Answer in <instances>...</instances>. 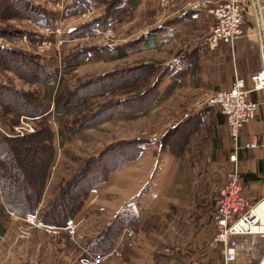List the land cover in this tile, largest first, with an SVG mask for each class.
I'll return each instance as SVG.
<instances>
[{
	"label": "rangeland",
	"instance_id": "rangeland-1",
	"mask_svg": "<svg viewBox=\"0 0 264 264\" xmlns=\"http://www.w3.org/2000/svg\"><path fill=\"white\" fill-rule=\"evenodd\" d=\"M38 1L43 2L31 0L40 6ZM15 14L0 20V29L3 30L0 47L36 57L54 76L49 90L52 94L62 84L72 87L80 80L93 77L95 80L90 89L110 86L99 90V94H94L84 103L73 106L63 117L71 118L100 108L102 112L96 117L98 119L114 112L113 102H118V113L109 119L82 129L72 138H62L59 143L56 140V158H62L61 174L70 175L83 158L97 154L113 142H121V149L113 160L117 157L124 159V156H131V159H126L117 169L109 172L105 181L88 193L82 208L70 218L78 221L70 234L64 229V224L53 227L35 221L34 216L24 219L11 216L0 240V264H83L76 259L77 249L79 252L85 250L75 239L94 237L112 222L117 211L120 216L121 212L128 213L125 224L111 225L108 231L107 236L112 237L114 230L119 228L117 239L109 248L101 246L94 251L112 249L127 226L132 227L137 236L129 243L124 241L118 245L117 253L96 264H220L221 247L214 239L211 215L216 195L230 170L229 143L226 140L228 144L223 143L227 128L226 131L224 128L216 129L211 118L216 116L217 108L208 107L207 96L189 97L187 93H181L167 101L163 97L165 91L156 86L161 78L156 76V66L151 63L153 60H150L149 51L143 56L133 49V43L147 33L151 25L145 22L120 36L115 34L107 43L91 38L90 32H87L53 46L41 45L46 41L42 37V28L25 17V11L19 8ZM96 16L97 12L89 17L80 14L65 26ZM62 30L64 32L65 28ZM145 40L139 44L144 45ZM87 50L89 53L85 59L65 69L64 58L68 54L79 51L80 56ZM123 50L130 51L123 58L114 57L115 53ZM141 65L151 66L148 75H141L146 69ZM135 73L140 75L134 78ZM0 82L18 90L36 86L26 85L4 69H0ZM82 91L80 89L79 93ZM155 101L158 104L148 109ZM49 108L52 109L51 102ZM193 113L199 114L195 130L178 150L174 141L192 127L178 125L175 136H172V127ZM21 117L25 116H19L11 129L0 123V133L15 136L14 128L23 126V123H28L32 128L30 132H33V119L36 117H25L22 121ZM247 236L250 239L254 237L253 234ZM238 238L241 248L231 264L248 263L247 260L250 264L258 263L264 253V240L259 243V239L254 238L248 244L241 242V245ZM88 252L91 251L85 254Z\"/></svg>",
	"mask_w": 264,
	"mask_h": 264
},
{
	"label": "trees",
	"instance_id": "trees-1",
	"mask_svg": "<svg viewBox=\"0 0 264 264\" xmlns=\"http://www.w3.org/2000/svg\"><path fill=\"white\" fill-rule=\"evenodd\" d=\"M81 1L72 0L67 5L65 14L68 16L79 14ZM104 5L101 14L95 18L67 27L61 35L62 38L81 37L90 32L93 27L105 28L124 12V4L121 0L104 1ZM18 7L25 11V17L31 19L40 28L54 26L52 12L34 4L31 0L24 2L0 0V20L15 16V12L19 10ZM2 31L0 29V33ZM80 53L76 51L68 54L64 58V66L68 67L74 62L82 61L89 51H83L79 56ZM141 67L146 68L143 70L144 74L141 73V75H148L151 66L141 65ZM0 69L10 71L26 85H36L33 89L18 90L0 82V123L4 127L11 129V126L17 123V119L21 115L36 117L33 119L35 120L33 132H25L21 136H5L0 133L1 240L11 216L19 219L34 216L35 221L45 225L62 226L65 220L79 212L88 193L102 184L109 172L117 169L126 159H131V156H124V159L117 157V160H113L117 155L116 152L121 149L119 148L120 141L113 142L104 146L97 154L83 158L70 175L63 176L60 171L62 158H56V140L59 143L62 138H72L82 129L109 119L118 113V102H113L114 112L98 119L96 117L102 112L100 108L97 111H86L71 118L63 117V115L73 106L84 103L94 94H99V90L106 89L109 85L99 86L101 89L92 87L91 90L89 86L94 83L95 77H93L80 80L72 87L62 84L52 94L49 90L53 84L54 76L36 57L4 47H0ZM145 71L147 72L145 73ZM135 74L134 78L140 75ZM87 88L90 90L85 91ZM80 89H83L82 93H79ZM50 102L52 103L51 110ZM85 106L87 105L85 104ZM219 114L221 113L217 112L216 117L220 122ZM198 118L199 114L193 113L172 127V136H175L178 125L192 127L191 130L183 132L174 141L178 145L176 147L178 150L186 144L190 134L194 132ZM52 122H54V126L56 125L55 127L52 126ZM175 156L178 157L179 154ZM217 198L218 194L215 203ZM127 216L128 213L122 214L121 212L120 216L117 211L112 222L94 237H82L75 240L85 252L91 251L88 252L90 254H95L94 250L101 246L107 249L118 235L119 228H116L112 237L107 236L111 225L125 224ZM77 252L76 259L79 262L81 258L87 257V253L79 252V249Z\"/></svg>",
	"mask_w": 264,
	"mask_h": 264
},
{
	"label": "crops",
	"instance_id": "crops-1",
	"mask_svg": "<svg viewBox=\"0 0 264 264\" xmlns=\"http://www.w3.org/2000/svg\"><path fill=\"white\" fill-rule=\"evenodd\" d=\"M71 1L43 0L44 4L40 1L37 3L52 12L54 25L60 22L62 28L66 30L68 26L65 24L81 14V12L73 16L65 14L66 7ZM104 1H89L98 15L104 9L102 7ZM193 1L195 0H170L164 7H159L157 0H121L124 4V12L109 25L114 28L117 36L131 31V28H139L145 22L151 25L147 33L143 36L139 35L141 37L133 43V49L138 54L141 52L142 55L149 51L150 60H153L151 63L156 66V76L161 78L156 86L165 91L163 97H166V101L181 93H187L189 97H208L217 90L228 87L235 76L241 77L247 88L251 87V76L262 67L260 49L261 40L264 41V0H256L259 9V15L256 13V16L258 22L259 19L261 21V35L257 32L255 17L246 13L241 36L232 45L221 43L213 50L206 48L204 38L213 22L206 9L213 5L215 0H198L200 4L196 8L189 5ZM244 2L249 8L250 1L244 0ZM53 27L42 28L46 41L51 42L56 37L51 33ZM145 37H148V40H145ZM64 40L69 42L68 39ZM143 40L145 44L140 45ZM129 51H120L115 53L114 57L123 58ZM249 96L258 103V107L255 117L247 121L240 132L236 153L239 174L245 185L244 194L250 202L255 203L264 198V90L252 91ZM158 101L152 103L148 109L156 106ZM208 107L216 109L215 106ZM216 112L220 113L217 109ZM219 119L220 122L216 116L211 118L216 129L224 128L226 131L225 119L221 114ZM228 139L229 136L225 132L223 143L224 145L229 143V152H231L230 139ZM225 140L228 143H225ZM251 140H256L257 145L247 147L246 144ZM261 205L264 207V202ZM260 218H264V211ZM262 224L264 232V222ZM247 235L252 234L238 236L241 245L248 244L254 238L259 239V243L264 240L263 234H253L252 239ZM247 261L248 263L244 264H250V260Z\"/></svg>",
	"mask_w": 264,
	"mask_h": 264
},
{
	"label": "built area",
	"instance_id": "built-area-1",
	"mask_svg": "<svg viewBox=\"0 0 264 264\" xmlns=\"http://www.w3.org/2000/svg\"><path fill=\"white\" fill-rule=\"evenodd\" d=\"M89 1L84 0L80 4L82 8L81 15L83 16L89 17L94 13V6ZM249 1L248 8L244 0H215V3L206 9V12L213 18L209 31L204 38V44L208 50L215 49L221 43L232 45L242 34V25L246 13L255 17L258 26L257 32L260 35L262 34L261 24L257 20L253 0ZM169 2L170 0H157V5L164 7ZM199 4L200 2L195 0L189 5L192 8H196ZM62 29L61 23H56L51 30L56 39L52 42H41V45L51 44L59 46L65 42L61 37ZM89 36L97 41L107 43L115 37V30L111 25L105 28L93 27L90 30ZM1 43L2 39L0 38V45ZM260 55L262 67L251 76V87L247 88L244 80L241 77L235 76L228 87L217 90L206 98V104L215 106L224 116L227 133L231 142V152L228 154L230 170L227 172L225 181L219 188L214 213L211 215L215 228L214 239L221 246L222 259L220 264H231L236 259L240 249L238 240L236 239L238 236L243 234H264L261 231V222L257 219V215L254 212L256 206L264 198L255 203L250 202L246 198L244 194L245 185L242 183V177L239 174L236 153L240 132L246 122L255 117L258 107V103L253 101L249 94L252 91L264 90L263 39L261 40ZM22 119H25V117H21V121ZM14 130L15 136H21L25 132L32 131V128L28 123H23V126L15 127ZM256 145V140H251L246 144L247 147H254ZM77 222L73 219H67L64 223V229L69 234L72 233ZM136 236L137 234L134 229L127 226L122 230L118 244L113 246L112 249L106 252H96L95 254L88 253L87 257L80 259V262L83 264L99 263L111 254L117 253L118 245H122L124 241H128L129 243Z\"/></svg>",
	"mask_w": 264,
	"mask_h": 264
},
{
	"label": "bare ground",
	"instance_id": "bare-ground-1",
	"mask_svg": "<svg viewBox=\"0 0 264 264\" xmlns=\"http://www.w3.org/2000/svg\"><path fill=\"white\" fill-rule=\"evenodd\" d=\"M263 202H264V200L261 201V202L256 206V209L254 210L255 214L257 215V219L260 220V222H262L261 219H264V218H260V216L262 215V211H264V207H262V205H261ZM260 224H261V231L263 232V230H262V226H263V224H262V223H260ZM263 233H264V232H263Z\"/></svg>",
	"mask_w": 264,
	"mask_h": 264
},
{
	"label": "water",
	"instance_id": "water-1",
	"mask_svg": "<svg viewBox=\"0 0 264 264\" xmlns=\"http://www.w3.org/2000/svg\"><path fill=\"white\" fill-rule=\"evenodd\" d=\"M253 4H254L255 12L259 15V9H258V5H257L256 0H253ZM258 18H259V17H258ZM259 24H261L260 19H259ZM258 264H264V254H263V256H262V258H261V260L259 261Z\"/></svg>",
	"mask_w": 264,
	"mask_h": 264
}]
</instances>
